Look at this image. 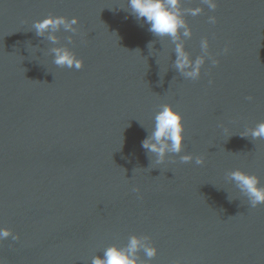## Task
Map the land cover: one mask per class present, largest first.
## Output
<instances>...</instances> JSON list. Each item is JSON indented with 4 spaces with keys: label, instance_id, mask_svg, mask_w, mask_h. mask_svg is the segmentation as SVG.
<instances>
[{
    "label": "water",
    "instance_id": "95a60500",
    "mask_svg": "<svg viewBox=\"0 0 264 264\" xmlns=\"http://www.w3.org/2000/svg\"><path fill=\"white\" fill-rule=\"evenodd\" d=\"M216 3H182L202 8L185 16L186 50L201 55L206 37L219 60L191 80L128 0H0V226L19 234L0 241L6 264H91L132 234L158 248L139 251L147 264H264V203L227 176L264 186V138L241 135L264 121V0ZM49 15L79 18L56 35L73 36L81 69L53 63L33 28ZM165 103L183 115L181 154L203 164H156L141 147Z\"/></svg>",
    "mask_w": 264,
    "mask_h": 264
},
{
    "label": "clouds",
    "instance_id": "9594fccd",
    "mask_svg": "<svg viewBox=\"0 0 264 264\" xmlns=\"http://www.w3.org/2000/svg\"><path fill=\"white\" fill-rule=\"evenodd\" d=\"M183 0H128V7L134 17L147 24L148 31L160 38L167 37L174 45L176 59L174 67L184 78L198 80L201 76L202 66L206 60H210L212 65L219 64V60L209 53V41L202 38L200 42L201 55L195 58L186 50L185 39L191 37V29L185 18L186 14L198 15L201 7L184 9ZM210 10L217 7L216 0H202ZM217 18L209 17V23L215 24ZM79 23V18L65 16H46L36 20L33 28L38 36L46 37L52 45L48 51L53 56V63L60 67L81 69L83 59L78 57L68 46L73 42V36L67 37L66 44H60L56 35L61 29L65 32L75 34L78 29L75 27ZM152 44H149V48ZM227 52V46L224 48ZM211 83V81H210ZM252 99L251 96L248 97ZM242 136L250 135L254 140L264 138V121L259 122L254 128L246 130ZM184 123L183 115L172 104L165 103L154 116V125L149 134L141 141V147L150 154V158H155L156 164H163L168 159L169 154L179 155L181 162H189L195 159L197 165L204 163V158L200 155L193 157L191 153H184ZM153 163V160H152ZM235 187L248 198L251 207H256L264 203V186L260 185L257 175L245 172L241 169H234L227 173ZM136 190V189H135ZM18 240L19 234H13L8 227L0 226V241L7 239ZM143 250L149 261L158 253V248L151 242L147 235L138 236L132 234L126 245L119 246L112 244L103 250V255L92 257L91 264H147L139 258V251ZM0 264H6L4 258L0 257Z\"/></svg>",
    "mask_w": 264,
    "mask_h": 264
}]
</instances>
